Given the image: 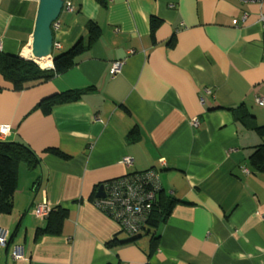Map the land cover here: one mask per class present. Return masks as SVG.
I'll list each match as a JSON object with an SVG mask.
<instances>
[{
  "label": "crops",
  "instance_id": "1",
  "mask_svg": "<svg viewBox=\"0 0 264 264\" xmlns=\"http://www.w3.org/2000/svg\"><path fill=\"white\" fill-rule=\"evenodd\" d=\"M65 3L73 11L65 7L53 25L59 48L51 59L80 43L76 64L20 91L0 74L5 141L27 145L40 159L35 169L20 165L13 212L0 213L9 238L0 264H264V174L250 164L263 140L233 112L247 108L264 125V4ZM38 9L33 0H0V53L31 60ZM72 90L81 91L79 100L49 114L38 108ZM152 172L155 204L129 242L138 232L101 210L96 194L123 178L139 197ZM167 199L174 202L169 216L152 227L153 210ZM45 201L68 211L60 235L36 236L48 218L34 210ZM16 247L25 260L12 257Z\"/></svg>",
  "mask_w": 264,
  "mask_h": 264
},
{
  "label": "trees",
  "instance_id": "2",
  "mask_svg": "<svg viewBox=\"0 0 264 264\" xmlns=\"http://www.w3.org/2000/svg\"><path fill=\"white\" fill-rule=\"evenodd\" d=\"M100 2L103 0H99ZM91 35H98L99 29L95 26L90 27ZM80 43L69 52L54 57L53 69L43 70L35 62L27 61L19 56L7 55L0 53V74L10 83L17 91L22 90L26 84L37 81H49L57 74L62 73L76 64L75 56L81 50ZM81 91L72 90L57 94L49 99L42 101L38 108L44 114H49L53 107L63 105L79 100ZM236 119L244 126L254 130L263 142L255 147L254 152L250 156V164L255 173L264 174V125H258L253 115L246 109L233 110ZM251 121V122H250ZM139 133L133 130L129 136V140L136 142ZM49 153L67 158L61 151L57 149H48ZM40 163L38 155L27 145L19 142L0 141V213L10 215L13 212V199L18 189V175L21 164H26L28 168L35 169ZM158 205V204H157ZM174 202L167 199L163 203L161 210H153V216L148 220V224L157 227L169 216ZM68 216L67 209L61 207L53 208L48 216L47 225L43 229H38L36 236L43 234L60 235L65 219ZM152 230V229H151ZM146 233L150 232V228L142 229ZM141 232L131 235L129 242H136ZM156 242L158 240H152ZM9 242V240H8ZM8 245V244H7Z\"/></svg>",
  "mask_w": 264,
  "mask_h": 264
},
{
  "label": "built area",
  "instance_id": "3",
  "mask_svg": "<svg viewBox=\"0 0 264 264\" xmlns=\"http://www.w3.org/2000/svg\"><path fill=\"white\" fill-rule=\"evenodd\" d=\"M246 3H259L264 4V0H240ZM67 8L68 11H73V7L70 4L65 3L64 8ZM54 45L55 48H59ZM1 49V45H0ZM49 67L47 69H52ZM121 68V63H115L112 67V72L114 74L119 73ZM210 93V90H206ZM261 103L262 100H259ZM195 122V126H196ZM10 133L9 126H3L0 128V141H5L6 137ZM125 163L129 166L132 165V162L127 159ZM154 175L151 184V187L147 189V186H143L141 195L139 197L132 198L130 195L132 191L128 189L126 186L127 179L116 180L115 182H110L105 184V198H97L96 204L99 206L101 210H103L108 216L118 221L121 226L126 229L129 233H137L140 231L142 224L144 223L147 212L151 207L155 204L154 195L159 189V185H157L156 179H154L156 174L152 172ZM157 189V190H156ZM149 190L148 192H145ZM144 193V195H143ZM154 194V195H153ZM53 207L45 201L41 204H38L34 210V215L42 220L48 218L50 213L52 212ZM8 234L5 229L0 228V250L7 246L8 244ZM12 257L16 260H25L26 256L22 248L16 247L12 251Z\"/></svg>",
  "mask_w": 264,
  "mask_h": 264
},
{
  "label": "water",
  "instance_id": "4",
  "mask_svg": "<svg viewBox=\"0 0 264 264\" xmlns=\"http://www.w3.org/2000/svg\"><path fill=\"white\" fill-rule=\"evenodd\" d=\"M39 2L35 32L32 42V58L37 62L43 57L52 56L54 51L53 25L60 18L65 0H33ZM105 185H101L96 198H105Z\"/></svg>",
  "mask_w": 264,
  "mask_h": 264
},
{
  "label": "bare ground",
  "instance_id": "5",
  "mask_svg": "<svg viewBox=\"0 0 264 264\" xmlns=\"http://www.w3.org/2000/svg\"><path fill=\"white\" fill-rule=\"evenodd\" d=\"M25 56H28V51H26ZM37 62L40 64L42 68H49L53 66V62L50 56L43 57L41 60H38Z\"/></svg>",
  "mask_w": 264,
  "mask_h": 264
},
{
  "label": "rangeland",
  "instance_id": "6",
  "mask_svg": "<svg viewBox=\"0 0 264 264\" xmlns=\"http://www.w3.org/2000/svg\"><path fill=\"white\" fill-rule=\"evenodd\" d=\"M27 61H33V60H27ZM33 62H35V61H33ZM35 63L43 70H50V69H47V68H42L38 62H35ZM0 228H2V227L0 226ZM2 229H4V228H2Z\"/></svg>",
  "mask_w": 264,
  "mask_h": 264
},
{
  "label": "clouds",
  "instance_id": "7",
  "mask_svg": "<svg viewBox=\"0 0 264 264\" xmlns=\"http://www.w3.org/2000/svg\"><path fill=\"white\" fill-rule=\"evenodd\" d=\"M52 62H53V60H52ZM53 69V68H52Z\"/></svg>",
  "mask_w": 264,
  "mask_h": 264
}]
</instances>
